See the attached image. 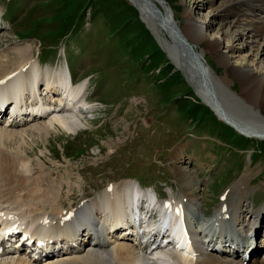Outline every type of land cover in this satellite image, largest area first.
<instances>
[{"label": "rangeland", "instance_id": "374dc122", "mask_svg": "<svg viewBox=\"0 0 264 264\" xmlns=\"http://www.w3.org/2000/svg\"><path fill=\"white\" fill-rule=\"evenodd\" d=\"M164 2L170 13V7H193L196 19L204 15L213 20L209 38H221L216 32L218 21L214 20L229 23L234 19L219 14L215 17L217 2L213 0H184L183 7L177 0ZM2 12L0 55L14 60L24 51H32L33 59L38 60L35 57L39 55L44 68L62 70L65 57L58 44L64 40L70 68L77 80L87 78L83 80L85 96L96 109L83 114L85 128L76 133L58 127L25 138L23 149L36 175L29 187L35 196H49L56 202L62 198L63 209L70 212L74 208L71 203L79 196L76 205L85 199H97L109 182L120 184L134 177L168 197L170 192L181 195L185 188V196L187 189L174 161L176 149L185 147L183 153L188 157L181 165L200 185V193L195 191L199 197L196 204L186 197L190 206L202 208L207 215L211 206L218 207V195L224 186L234 187L228 193L243 181V194L239 199L236 192L234 207L242 200L248 210L264 208V139L247 137L218 117L131 0H0V16ZM155 15L154 21L159 18ZM162 28L169 37L167 29ZM185 50L179 52L190 57ZM202 50L199 47L207 72L226 78L232 90L239 92V80ZM249 55L244 47L232 64L247 60ZM201 81L217 92L229 114L249 125L259 122L220 82H212L207 76ZM250 187L254 188L248 193ZM85 191L91 198L83 194ZM44 208L49 211L52 207ZM261 221L260 239L264 238V217Z\"/></svg>", "mask_w": 264, "mask_h": 264}, {"label": "bare ground", "instance_id": "6f19581e", "mask_svg": "<svg viewBox=\"0 0 264 264\" xmlns=\"http://www.w3.org/2000/svg\"><path fill=\"white\" fill-rule=\"evenodd\" d=\"M131 1L141 10L170 57L218 117H222L225 123L248 137L264 139V0H213L217 2V7L213 9L215 17L219 14L220 17L234 18L229 23L214 20L218 21L216 32L221 37L219 40L208 37V29L213 25V20L210 22L204 15L196 19L193 7H184L182 10L170 7V13L165 0ZM177 1L182 7L184 6V0ZM154 6L159 10L155 9V11ZM156 13L159 18L154 21L152 15ZM158 24L161 26L158 27ZM162 27L167 29L169 37L164 34ZM199 47L203 48L202 51L206 52L216 65L225 67L239 80V92L232 90L231 83L226 78L219 77L213 71L207 72L202 63L203 55ZM244 47L251 53L249 58L237 60L236 63L239 62L237 65L232 64L236 59L235 55ZM177 50L178 52H174ZM179 50L189 51L186 54L190 57L183 56ZM251 61L253 64L249 63ZM197 71L204 76L197 74ZM32 76L38 78L37 84L30 82ZM205 76L212 82H220L223 87L225 86L227 91L249 108L248 110L259 119V122L249 125L229 114L220 102L217 92L201 81ZM69 77L71 78L70 73L68 76L61 68H44L38 60L33 59L32 51L30 54L24 51L21 57L18 55L14 60L8 59L3 54L0 55V101L3 97L10 99L19 93L17 101L22 105L23 99L26 98L22 97L24 93L22 91L29 86L32 93H36L37 89L38 94L47 93L44 103L37 104L31 115L30 111L19 107L16 117L11 119L9 114L5 118L6 110L0 109V225L3 217L26 224H36L37 227L31 235L45 234L41 251L49 255L48 249L52 250V255L41 263L42 255L15 256L12 248L15 249L16 245H3L0 248V264H264V238L255 242L252 247L254 255L245 263L242 261V254L249 249L251 243L247 239L242 244L243 250L239 262L220 258L204 250L200 251L196 258H193L192 253L187 252H159L158 255L162 254L166 259H153L147 254L148 246L137 241V236L128 234L127 228L119 227L115 230L110 228L117 224L115 209L121 204L124 193L133 190L136 195L139 191L138 187L129 181L113 185L110 191H102L97 199L83 200L70 212L64 211L62 198L56 202V198L35 196L29 188L36 175L28 152L26 154L23 149L25 138L33 133L48 132L58 127L66 132L79 131L77 129L82 122L75 116L77 107L88 105L87 102H82L81 97L78 98L84 85L82 83L71 85ZM183 148L176 149L174 161L178 164V173L187 189L184 197L189 198L193 203L199 198L195 191L199 192L200 186L181 165L188 157L184 155ZM236 190L225 192L227 200L222 204L221 210L219 207L220 211L218 210L217 214H223L224 207L228 208L226 211L228 213L230 210H236L240 215L244 214L243 216L248 218L249 228L257 230L259 220L262 222L261 219L264 217V208L258 211L248 210L242 200L233 208L231 200ZM187 198L185 205H189ZM201 199L202 195L199 200ZM48 205L52 208L45 211L44 207ZM191 209L201 210L192 206ZM101 210L103 213L97 219L96 213H100ZM106 212H113V216L109 218ZM102 218L106 221L104 224L100 223ZM234 220L239 221V218ZM77 222L78 225L73 233L70 225L72 223L76 225ZM43 228H46V232L42 231ZM225 243L229 246L227 253L230 251L233 254L238 253L237 248L233 247L238 243L228 239L224 240L223 246ZM257 247L263 249L262 255L255 254ZM211 250L216 251L215 246L212 245ZM222 251L225 252V249Z\"/></svg>", "mask_w": 264, "mask_h": 264}, {"label": "water", "instance_id": "95a60500", "mask_svg": "<svg viewBox=\"0 0 264 264\" xmlns=\"http://www.w3.org/2000/svg\"><path fill=\"white\" fill-rule=\"evenodd\" d=\"M188 52V51H187Z\"/></svg>", "mask_w": 264, "mask_h": 264}]
</instances>
